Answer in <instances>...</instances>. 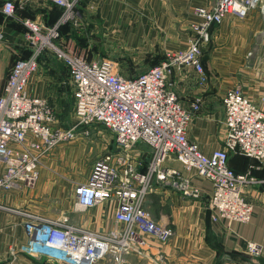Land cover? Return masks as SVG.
Returning a JSON list of instances; mask_svg holds the SVG:
<instances>
[{
    "label": "built area",
    "instance_id": "obj_1",
    "mask_svg": "<svg viewBox=\"0 0 264 264\" xmlns=\"http://www.w3.org/2000/svg\"><path fill=\"white\" fill-rule=\"evenodd\" d=\"M26 4L30 0H19ZM63 12L53 25L30 18L22 20L27 28L31 55L13 65L0 95V175L1 192L36 187L44 155L60 142L75 139L78 125L103 124L115 138L116 149L97 158L87 181L78 184L77 208L86 210L108 200H116L114 227L100 234L71 223L69 216L50 218L19 210L24 218L28 251L66 264H96L111 255L120 263L128 255L147 256L150 238L167 242L174 230L158 223L146 207L154 182L168 183L184 195H198L192 178L168 165L181 162L186 172L212 183L209 208L213 220L229 225L248 223L254 216V205L245 194L247 188H258L264 180L248 170L237 173L229 165L230 154L240 153L264 163V110L248 98L240 85L230 88L224 98L226 137L224 145L211 155L188 137L194 112L186 109L169 82L173 68L193 67L201 83L207 73L202 56L209 43L212 28L226 18L245 19L262 8L264 0H216L211 6L196 7L198 20L192 23L189 48L169 53L167 58L135 76L120 72L111 59L88 61L69 53L58 39L60 27L67 23L81 25L79 6L82 0H51ZM0 10L16 16V0H0ZM51 49L68 68L75 95L77 122L68 127L56 124V111L44 98L26 92L31 76L40 67L41 55ZM139 143L150 148L144 158L136 148ZM255 255L263 247L249 243Z\"/></svg>",
    "mask_w": 264,
    "mask_h": 264
},
{
    "label": "crops",
    "instance_id": "obj_2",
    "mask_svg": "<svg viewBox=\"0 0 264 264\" xmlns=\"http://www.w3.org/2000/svg\"><path fill=\"white\" fill-rule=\"evenodd\" d=\"M215 1L85 0L87 5L84 11L87 13L86 10H90L89 21L95 24L96 37L100 39V43L127 46L121 53L118 49V55L113 59L120 64L133 62L131 66L135 72L131 70L127 74L132 76L146 70L152 59H156V62L163 61L166 54L187 49L191 36L190 24L198 20L196 7L211 6ZM61 14L62 9L51 0H30L26 4L16 0L14 17L7 16L0 10V95L15 62L31 54L25 33L27 29L22 20L30 18L53 25ZM258 15V11L253 10L245 19L228 17L212 28L213 41L218 48L202 56L209 76L206 83H201L196 70L188 66L175 68L169 78L186 109L191 110L196 100L200 99L201 107L194 112L188 137L198 143L207 155L224 145L227 130L223 98L230 88L241 84L244 93L264 110L261 101L264 87H261L263 82H258V74L254 73L252 67L244 66L237 73L231 71L234 70L233 66H230L231 70L228 66L232 58L235 61L244 60L246 45L251 41L250 32L262 27ZM69 26L75 29L73 24ZM67 31V28L63 29L66 35H70ZM235 35L240 37L237 39L246 49L239 56L232 52L236 44H226V39L232 40ZM221 45L226 49L224 52L219 50ZM41 61L40 72L31 76L26 91L30 96L47 99L61 112L65 107L64 98L68 87L65 83V68L53 56ZM120 72L126 74L123 70ZM252 85L259 87L255 89ZM136 148L144 158H149V146L139 143ZM48 155L43 156L41 169ZM249 161H252L248 165L253 166L252 174L264 180V163L253 158ZM244 163L245 160L235 163L239 172L248 171L249 168H244ZM168 165L189 175L198 195H184L171 184L155 181L153 190L147 197L146 207L158 223L173 228L175 233L167 242L150 238L147 256L132 253L123 264H264V183L258 188L245 190L246 196L254 204L251 221L229 225L223 220L214 221L212 218L214 213L209 208V201L213 186L210 181L198 176L195 171L186 172L181 162L173 161ZM3 170L4 165L0 163V175ZM47 184L43 177L36 189L22 188L1 192V201L8 208H0V264H66L31 254L26 246L28 237L24 218L19 210H24L25 206L36 207L39 198L43 200L42 203L51 199L52 196L46 194L49 189ZM56 197L63 201V196ZM55 202L53 201L54 204ZM117 208L116 200H108L86 210L74 206L71 208L69 205L67 210L57 215H47L55 217L68 213L74 225L105 233L115 225ZM250 242L262 246V254L253 255L249 250ZM112 257L105 256L96 264H120Z\"/></svg>",
    "mask_w": 264,
    "mask_h": 264
},
{
    "label": "rangeland",
    "instance_id": "obj_3",
    "mask_svg": "<svg viewBox=\"0 0 264 264\" xmlns=\"http://www.w3.org/2000/svg\"><path fill=\"white\" fill-rule=\"evenodd\" d=\"M83 2L84 0L81 1L80 6H79V9L82 13V15L80 16L81 25L80 26L73 25L72 27H74L75 29H71V31L68 32L69 34H72V35L67 36L65 34V36L63 37L61 35L60 38L58 39V42H60L61 46H63L72 55L81 56L82 58L88 61H94V60L100 61L102 59L114 60L113 58H115V56L118 55L116 54L117 50L120 49V53H121L124 48H127V46L100 43V39L96 37L97 34L94 28L95 24L90 23L89 21V14H90L89 11L90 10H86L87 13H85L84 7H86L87 4ZM254 10H257L259 13L258 15L259 20L261 21L259 23L262 24V27H260L259 30H255V31L252 30L250 32L249 37H251L250 38L251 41L250 43L248 42V44L246 45L247 51H245L246 49L245 47H243V45H241V42L238 41L237 38H240V37H237L235 35L232 38V40H230V38L226 39L227 45H230L233 43L236 44L235 49L232 50L233 54H236L239 56V55H242L240 53L245 51L244 56H243L244 58L243 61L242 60L235 61L234 58L231 57L232 60H229L228 66H229V70H231L230 66H233L234 70H231V71L233 72L236 71L237 73L241 72L244 66L252 67L254 73L258 74L259 76L258 82H261V83L263 82V85L261 87H264V11L260 7ZM192 23L194 24V22ZM192 23L190 24L191 36L194 33L192 29ZM67 24H72V23H67ZM211 35H212V32H211ZM189 44H190V39H189ZM222 46L224 45H221L219 47V50L221 49L224 52V50L226 49L225 48L223 49ZM188 48H189V45L187 49ZM203 48H204L203 55L204 53H209L210 51L212 50L214 51L216 48H218L216 42L213 41V36L210 42L205 44ZM178 52H180V50ZM171 53H174V52H171ZM50 56H53L58 61H61L65 68L66 77H67L65 83L68 87H66V94L64 98V105H65L64 110L60 112L59 109H56L55 106L53 104L52 105L56 111V120H57L56 124H59L60 126H63V127H68L77 122V118L75 117L74 87H73L71 78L69 76L67 66L60 58L57 57L54 51H52L51 49H46L40 57L41 59L43 58L47 59ZM166 58H167V54L164 60ZM41 62L42 61L40 60V64ZM155 62H156V59L155 60L152 59L150 62H148L149 66L147 67L146 70L154 66L153 64ZM132 63L133 62L131 61H128L125 63L122 62L121 64L118 62L117 66L119 67L118 69L123 70L124 73H126L125 75H127V74H130L131 70L135 72V69L131 66ZM178 67H184V66H177L175 68H178ZM175 68H173L172 73ZM191 68L194 69L193 67ZM146 70H144L143 72H145ZM138 73H141V72H138ZM132 76H135V75H132ZM208 80H209V76L207 74V81ZM237 85H240L243 89V86L241 84H237ZM251 87L258 89L259 86L252 85ZM261 101L264 104V94L261 97ZM77 130L79 132V135L75 139L60 142L51 152H49V155L47 159L45 160L44 165L42 166V169L40 168L41 173H40V178L37 182V185L38 183H40V181L44 177L49 187L46 194H50L52 196L51 199H46L47 201L45 203H42L43 200L39 198L38 199L39 201L37 202L36 207L34 206L32 208H29L25 206L24 210L33 211L36 213L40 212L39 214H42L50 218H58L61 216H69L70 218V215L68 213L60 214L59 216H55V217L48 216V215H57L61 213L63 210H67L69 205L71 208L73 206L77 207L76 191L78 188V184L81 182L87 181L89 174L91 172L92 164L97 158L110 154V152H113V150H115L116 148L115 138H114L112 131L103 124H95L93 126H86L82 124V125L77 126ZM26 188L36 189V187H33V188L26 187ZM60 195L63 196V201H60L58 197H56ZM52 200L54 202L56 201L55 204L53 203ZM20 210L22 211L23 209H20ZM98 233L104 234V232H98ZM109 262L110 261H108V263Z\"/></svg>",
    "mask_w": 264,
    "mask_h": 264
},
{
    "label": "trees",
    "instance_id": "obj_4",
    "mask_svg": "<svg viewBox=\"0 0 264 264\" xmlns=\"http://www.w3.org/2000/svg\"><path fill=\"white\" fill-rule=\"evenodd\" d=\"M85 1V0H84ZM84 3V2H83ZM64 28H67L68 29V31L67 32H70L71 31V27L69 26V24H66V25H62L61 26V28H60V32H61V35H62V37L63 36H65V34L66 33H64L63 32V29ZM62 30V31H61ZM64 33V34H63ZM68 35V34H67ZM70 35H72V34H70ZM28 58V57H27ZM160 62H162V61H158V62H155L153 65H156V64H159ZM245 160V167L244 168H246L248 165H250L251 164V162L252 161H249L250 160V157L248 158V156H246V155H243V154H240V153H232V154H230V159H229V165H230V167L231 168H233L234 170H235V172H237V173H243V172H239L238 171V168L239 167H237V165L235 164L236 162H242V161H244ZM249 163V164H248ZM253 166L251 165V166H248L247 168H249V169H247V170H251V168H252ZM246 172V171H245Z\"/></svg>",
    "mask_w": 264,
    "mask_h": 264
}]
</instances>
